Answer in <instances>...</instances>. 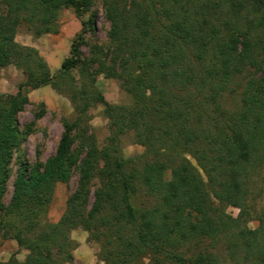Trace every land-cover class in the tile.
<instances>
[{
    "label": "trees",
    "instance_id": "obj_1",
    "mask_svg": "<svg viewBox=\"0 0 264 264\" xmlns=\"http://www.w3.org/2000/svg\"><path fill=\"white\" fill-rule=\"evenodd\" d=\"M243 1L251 3L259 13L252 24L262 31V60L257 66L263 75L259 81H251L245 87L243 109L232 127L223 129L217 142L209 135L212 138L209 144L216 142L220 149L213 157L214 148L210 160L218 162L220 172L227 177L222 183L213 184L209 173V181L206 182L185 158L172 169L170 181H165L162 168L155 162H148L143 169L137 170L131 166L133 160H125L117 153L101 152L78 129L85 107L77 99L79 118L64 124V134L55 156L45 165L34 167L30 173L26 169L17 172L12 203L5 207L2 200L11 177V163L23 137L12 121L1 117L3 104L10 103L21 111L22 105L28 102L23 96L24 87L38 89L49 83V77L31 79L20 86L15 96L0 97V232L4 239L16 241L20 248L30 253L23 263L12 257L7 264H60L58 258L63 245H57L56 236L61 233L63 225L74 224L72 216L79 205L86 203L89 187L97 177L102 187L96 192L97 200L89 216L97 215L108 207L113 208L109 214L111 217H103L101 221L109 228L112 239L111 264H145V259L151 264H218L211 249L222 238L228 240L227 256L234 264H264V217H258L256 230L249 229L247 222L251 215L246 200L250 169L254 171L256 163L261 165L258 152L264 148V0ZM90 2L0 0V66H5L11 52L18 48L14 37L19 22L13 15L27 10L31 13V20L35 18L45 26L64 6L78 3L86 8ZM107 2L106 16L112 22L110 40L114 53L117 58H126L122 72H127L134 86V107L128 111L129 121L141 125L148 152L157 148L160 154L162 146L168 149L164 152L169 158L174 152L182 156L178 148L192 152L200 146L198 125L192 116L199 114L202 108L197 102L177 99L173 90L175 86L196 83L199 76L200 72L195 70L186 52L188 45H197L198 51L193 58L198 64L204 60V53L210 52L204 74L211 80L229 79L241 63L252 58V45L248 38L252 30L240 28L224 33L212 26L206 35L199 27L201 24L194 23L196 20L192 14H183L171 23L163 22L156 0H142V3L133 0L130 9L127 1L124 5L121 0ZM165 12L167 15L170 13L167 8ZM82 26V33L72 43L71 57L61 65L65 73L81 66L80 48L87 44L84 34L95 31L92 18ZM240 44H243L241 51ZM88 76L92 78L94 100L108 107L104 97L94 88L95 79L91 73ZM111 76L120 75L114 73ZM76 141L86 151V157L79 165L80 189L69 199L62 223L50 227L53 233H46L49 225H42L41 213L49 206L56 184L65 183L69 178L70 151ZM235 148H238V153H235ZM208 150L209 153L213 151L210 145ZM205 154L206 150H202L200 157L208 161ZM215 170L212 165L211 171ZM138 191L154 198L155 205L140 212L136 210L132 198ZM216 200L239 208L238 218L234 219L224 211L216 213ZM14 215L25 229L17 227V231L10 235L8 227H16L12 222ZM26 230L32 233H26ZM199 246L202 248L191 255L184 251L186 247Z\"/></svg>",
    "mask_w": 264,
    "mask_h": 264
},
{
    "label": "rangeland",
    "instance_id": "obj_2",
    "mask_svg": "<svg viewBox=\"0 0 264 264\" xmlns=\"http://www.w3.org/2000/svg\"><path fill=\"white\" fill-rule=\"evenodd\" d=\"M121 1L122 5L127 1L128 9L133 7V0ZM156 1L161 19L165 23L176 21L183 14H192L196 20L194 23H200L199 27H202L206 35L210 33L209 28L212 26L224 33L240 28L250 32L252 30L248 36L252 45V58L241 63L229 79L220 77L219 81L211 80L204 74V68L208 67L205 64L210 61V52L204 53L206 54L204 60L198 64L193 58L198 51L197 45H188L186 52L196 67L195 70L200 73L196 83L175 86L173 90L177 99L183 102H197L202 108L199 114L192 116L199 127H196V130L200 146L194 148L192 152L178 148L177 151L182 156L174 152L170 158L164 152L168 149L163 146L161 155L157 153V148L151 152L147 151L141 125L132 124L127 116L128 111L134 107V86L127 72H122L126 58L122 56L117 58L114 53V45L110 40L112 22L106 16L107 0H91L86 8L78 3L64 6L45 26L35 18L31 20V13L25 10L19 15H13L19 22L14 37V43L18 48L11 52L8 63L0 66V97L15 96L21 85H26L34 78L47 76L49 83L38 89L24 87L23 96L27 97L28 102L22 105L21 111H17L10 103L3 104L1 117L12 121L19 135L23 137L22 144L15 151L11 163V177L2 200L5 207L12 203L17 172L26 169L30 173L34 167L45 165L55 156L64 134V124L73 123L79 118L75 104L77 99L81 106L85 107L78 129L89 137L101 152L117 153L125 160H133L131 166L137 170L143 169L148 162H155L162 168L161 174L165 181H170L172 169L181 164L183 158L201 173L206 182L209 181V174L212 176L213 184L226 181L227 177L219 170V163L210 159L214 148L216 151L213 157L219 153L220 149L216 143L220 140L219 133L225 128L232 127L242 112L245 87L251 81H259L263 75L262 69L257 66L262 60V31L254 28L252 24L259 15L258 10L243 0ZM135 2L142 3V0ZM3 5L6 13V6ZM165 8L170 12L168 15ZM89 18L94 20L95 31L84 34L87 44L80 48L82 64L79 68L65 73L61 65L71 57L72 43L82 33V23ZM129 33L133 34V31ZM239 49V51L243 49V44L239 45ZM88 73L95 79L94 88L104 97L108 107L94 100L92 78H89ZM114 73L120 76H111ZM210 134L216 140L213 144H209L212 139L209 137ZM209 145L213 149L210 153ZM262 149L258 152L261 165L256 163L254 171L250 169L246 184L247 209L251 215L247 227L251 230L257 229L258 217H264V148ZM202 150H206L205 157H209L208 161L201 159ZM234 151L238 153V148ZM222 152L225 153L223 150ZM150 156L153 158H149ZM85 157L86 151L82 150L80 142L76 141L70 151L69 178L65 183L56 184L49 206L41 213L42 225H49L46 233H53L50 227L62 223L68 210L69 199L80 189L79 165ZM102 163L100 165H103ZM212 165L216 167L215 171H211ZM101 187L97 177L89 187L86 203L79 205L72 216L74 224L63 225L61 233L57 234V245H63L58 258L60 264H111L112 239L107 230L109 228L101 221L103 217H111L109 214L113 212V208L108 207L97 215L89 216L97 200L96 192ZM214 202L216 213L224 211L226 215L238 218L239 208L217 200ZM132 204L140 212L153 207L155 199L143 191H138L132 198ZM12 222L16 227H8L10 235L17 231L15 230L17 227L18 229L25 227L18 222L15 215ZM36 229L38 231V227ZM26 233L32 232L26 230ZM227 243V238H222L220 242H215L214 248L211 249L218 264H234L228 259ZM199 248L202 247H186L184 251L191 255ZM29 254V250L20 248L16 241L10 238L4 239L0 232V264H7L12 257L23 263ZM144 263L151 264L148 259H145Z\"/></svg>",
    "mask_w": 264,
    "mask_h": 264
}]
</instances>
